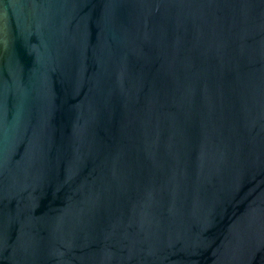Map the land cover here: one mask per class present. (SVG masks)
<instances>
[{"label":"water","instance_id":"95a60500","mask_svg":"<svg viewBox=\"0 0 264 264\" xmlns=\"http://www.w3.org/2000/svg\"><path fill=\"white\" fill-rule=\"evenodd\" d=\"M0 264H264V0H0Z\"/></svg>","mask_w":264,"mask_h":264}]
</instances>
